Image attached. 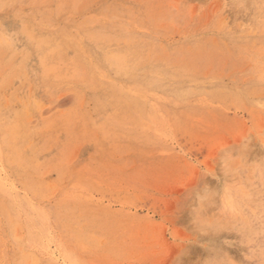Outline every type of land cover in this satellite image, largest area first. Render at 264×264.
Instances as JSON below:
<instances>
[{"label": "rangeland", "instance_id": "rangeland-1", "mask_svg": "<svg viewBox=\"0 0 264 264\" xmlns=\"http://www.w3.org/2000/svg\"><path fill=\"white\" fill-rule=\"evenodd\" d=\"M0 264H264V0H0Z\"/></svg>", "mask_w": 264, "mask_h": 264}]
</instances>
